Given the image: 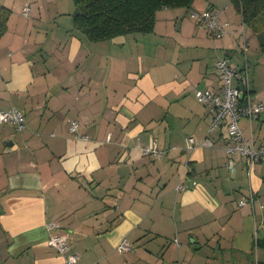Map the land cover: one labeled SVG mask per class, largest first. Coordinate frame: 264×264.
Listing matches in <instances>:
<instances>
[{
  "label": "crops",
  "instance_id": "1",
  "mask_svg": "<svg viewBox=\"0 0 264 264\" xmlns=\"http://www.w3.org/2000/svg\"><path fill=\"white\" fill-rule=\"evenodd\" d=\"M1 8L0 108L21 111L26 127L0 123V264H66L48 244L54 233L67 235L74 264L264 262V159L236 155L231 174L227 126L210 132L195 96L218 89V58L247 65L250 96L264 95V52L230 0L163 7L153 31L98 41L74 27L73 0ZM207 8L229 23L223 36L189 17ZM239 125L264 145V112ZM152 140L160 156L142 153ZM122 238L131 247L120 251Z\"/></svg>",
  "mask_w": 264,
  "mask_h": 264
},
{
  "label": "built area",
  "instance_id": "2",
  "mask_svg": "<svg viewBox=\"0 0 264 264\" xmlns=\"http://www.w3.org/2000/svg\"><path fill=\"white\" fill-rule=\"evenodd\" d=\"M28 12L29 6H25L22 9V14L27 16ZM189 17L197 25L205 27L212 38L221 37L228 32L229 23L220 19V10L216 8H207L202 11L191 10L189 11ZM215 67L220 77L218 89L216 91L196 89L195 96L197 100L206 104L211 111L210 132L223 122L227 126L229 144L225 146L227 159L224 165L232 174L236 164V155L245 159L249 165L264 159V145L255 146L252 141L245 139L239 125L240 117L247 116L253 119L264 112V95H261L256 100L250 96L247 65L241 69H237L228 62L227 58H218L215 62ZM235 80H237L239 85L233 83ZM241 93H243L242 99H240ZM0 123H11L19 131H22L26 127L24 114L15 107L8 109L0 108ZM69 130L78 138H86L79 135L78 122L76 120H71ZM196 145L197 142L194 137L188 136L185 138L186 149H194ZM201 145L209 146L211 145V141L205 139L201 142ZM141 151L143 154H152L154 156L162 154L155 140L143 146ZM176 189H183V185L178 184ZM250 199H253V195L250 196ZM240 203L242 204L243 202ZM48 244L64 255L66 264H74L79 258L77 253L69 251L68 237L65 234H52L48 240ZM130 247L131 245L126 238H122L117 246L120 251Z\"/></svg>",
  "mask_w": 264,
  "mask_h": 264
},
{
  "label": "trees",
  "instance_id": "3",
  "mask_svg": "<svg viewBox=\"0 0 264 264\" xmlns=\"http://www.w3.org/2000/svg\"><path fill=\"white\" fill-rule=\"evenodd\" d=\"M194 0H73L74 27L89 41L108 40L127 33L153 31L156 13L163 7H189ZM242 23L254 33L264 30V0H230ZM9 10H0V34ZM264 52V41L259 42ZM264 264V262H258Z\"/></svg>",
  "mask_w": 264,
  "mask_h": 264
},
{
  "label": "rangeland",
  "instance_id": "4",
  "mask_svg": "<svg viewBox=\"0 0 264 264\" xmlns=\"http://www.w3.org/2000/svg\"><path fill=\"white\" fill-rule=\"evenodd\" d=\"M71 2H72V0H71ZM71 5L73 6V3H71ZM244 28L246 30V33L248 34L249 42H251V43L253 42L256 45V43H259L260 41H264V30H262L258 33H254L250 27L245 25ZM258 46H259V44H258ZM251 73H252V71H251Z\"/></svg>",
  "mask_w": 264,
  "mask_h": 264
},
{
  "label": "water",
  "instance_id": "5",
  "mask_svg": "<svg viewBox=\"0 0 264 264\" xmlns=\"http://www.w3.org/2000/svg\"><path fill=\"white\" fill-rule=\"evenodd\" d=\"M240 87H241V86H240ZM242 97H243V93L240 94V99H242Z\"/></svg>",
  "mask_w": 264,
  "mask_h": 264
}]
</instances>
